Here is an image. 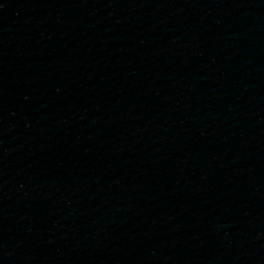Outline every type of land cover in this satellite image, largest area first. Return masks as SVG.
Segmentation results:
<instances>
[{"label":"water","instance_id":"obj_1","mask_svg":"<svg viewBox=\"0 0 264 264\" xmlns=\"http://www.w3.org/2000/svg\"><path fill=\"white\" fill-rule=\"evenodd\" d=\"M0 264H264V0H0Z\"/></svg>","mask_w":264,"mask_h":264}]
</instances>
